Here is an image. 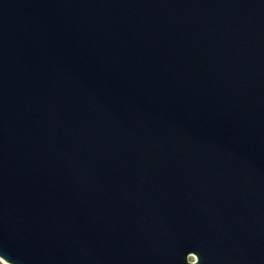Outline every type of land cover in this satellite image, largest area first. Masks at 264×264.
I'll use <instances>...</instances> for the list:
<instances>
[{"label":"water","instance_id":"obj_1","mask_svg":"<svg viewBox=\"0 0 264 264\" xmlns=\"http://www.w3.org/2000/svg\"><path fill=\"white\" fill-rule=\"evenodd\" d=\"M0 262L264 264V0H0Z\"/></svg>","mask_w":264,"mask_h":264},{"label":"bare ground","instance_id":"obj_2","mask_svg":"<svg viewBox=\"0 0 264 264\" xmlns=\"http://www.w3.org/2000/svg\"><path fill=\"white\" fill-rule=\"evenodd\" d=\"M190 258H191L192 260L195 259V257H194L193 255H191Z\"/></svg>","mask_w":264,"mask_h":264},{"label":"rangeland","instance_id":"obj_3","mask_svg":"<svg viewBox=\"0 0 264 264\" xmlns=\"http://www.w3.org/2000/svg\"><path fill=\"white\" fill-rule=\"evenodd\" d=\"M189 260H190V261H193V260H195V259L192 260V259L189 257ZM1 263H2V262H1Z\"/></svg>","mask_w":264,"mask_h":264},{"label":"trees","instance_id":"obj_4","mask_svg":"<svg viewBox=\"0 0 264 264\" xmlns=\"http://www.w3.org/2000/svg\"><path fill=\"white\" fill-rule=\"evenodd\" d=\"M0 264H3V263L0 262Z\"/></svg>","mask_w":264,"mask_h":264}]
</instances>
